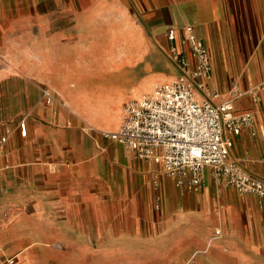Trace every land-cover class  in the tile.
<instances>
[{
  "label": "crops",
  "instance_id": "obj_1",
  "mask_svg": "<svg viewBox=\"0 0 264 264\" xmlns=\"http://www.w3.org/2000/svg\"><path fill=\"white\" fill-rule=\"evenodd\" d=\"M187 25L210 52V89L262 83L264 0H0V257L264 264L254 198L209 177L190 190L101 134L118 128L126 102L177 77L165 33ZM235 109L254 118L230 136L229 157L264 179V90ZM105 111H119L116 123L95 115Z\"/></svg>",
  "mask_w": 264,
  "mask_h": 264
},
{
  "label": "built area",
  "instance_id": "obj_2",
  "mask_svg": "<svg viewBox=\"0 0 264 264\" xmlns=\"http://www.w3.org/2000/svg\"><path fill=\"white\" fill-rule=\"evenodd\" d=\"M165 36L170 61L179 74L156 84L138 100L126 102L118 128L102 131V136L121 145L132 158L159 164L165 174L190 190H200L209 177L216 186L230 187L264 206V179L229 157L230 136L250 130L254 118L252 111H237L235 100L248 95L258 102L264 82L250 88L234 83L222 97L208 86L210 52L193 27L177 32L168 28ZM43 94L47 101L53 99L48 90ZM19 126L25 134L24 123ZM5 140L0 137V146Z\"/></svg>",
  "mask_w": 264,
  "mask_h": 264
},
{
  "label": "rangeland",
  "instance_id": "obj_3",
  "mask_svg": "<svg viewBox=\"0 0 264 264\" xmlns=\"http://www.w3.org/2000/svg\"><path fill=\"white\" fill-rule=\"evenodd\" d=\"M245 66V64H243ZM249 84L250 83V80L248 79L247 80ZM259 82V81H258ZM260 82H264V80H260ZM261 84V83H260ZM260 84H254L255 86H258ZM119 112V111H118ZM118 112H116L114 114L113 111H105V112H97L95 115H98L101 117V119H103L104 123L106 124H109L111 122V120H115V123H116V119H118ZM119 122V120H118ZM104 125V126H101V128H107V129H112V126L111 127H107L109 125ZM163 172H159V173H156L157 176H159L160 174H162ZM164 174V173H163ZM157 180H158V177L154 176L152 179H150L151 181V185H152V188H153V199H154V210H158L159 208V202H158V196H157ZM8 239H2V241L6 242ZM13 258L11 256H5V257H0V264H11L10 263V259ZM14 262L12 264L15 263V258L13 259Z\"/></svg>",
  "mask_w": 264,
  "mask_h": 264
}]
</instances>
